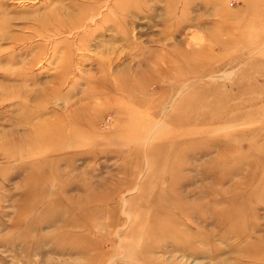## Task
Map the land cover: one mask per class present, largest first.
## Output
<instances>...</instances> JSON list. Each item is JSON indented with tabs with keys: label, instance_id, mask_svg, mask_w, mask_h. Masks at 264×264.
I'll use <instances>...</instances> for the list:
<instances>
[{
	"label": "rangeland",
	"instance_id": "374dc122",
	"mask_svg": "<svg viewBox=\"0 0 264 264\" xmlns=\"http://www.w3.org/2000/svg\"><path fill=\"white\" fill-rule=\"evenodd\" d=\"M0 264H264V0H0Z\"/></svg>",
	"mask_w": 264,
	"mask_h": 264
}]
</instances>
